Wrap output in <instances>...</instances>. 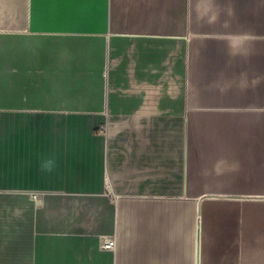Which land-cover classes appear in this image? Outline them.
<instances>
[{
    "label": "crops",
    "instance_id": "crops-1",
    "mask_svg": "<svg viewBox=\"0 0 264 264\" xmlns=\"http://www.w3.org/2000/svg\"><path fill=\"white\" fill-rule=\"evenodd\" d=\"M0 264H264V0H0Z\"/></svg>",
    "mask_w": 264,
    "mask_h": 264
},
{
    "label": "built area",
    "instance_id": "built-area-1",
    "mask_svg": "<svg viewBox=\"0 0 264 264\" xmlns=\"http://www.w3.org/2000/svg\"><path fill=\"white\" fill-rule=\"evenodd\" d=\"M101 131L102 132H106V128L103 126L101 128ZM114 245V241H111V240H105L102 242V247L105 248V249H111Z\"/></svg>",
    "mask_w": 264,
    "mask_h": 264
},
{
    "label": "clouds",
    "instance_id": "clouds-1",
    "mask_svg": "<svg viewBox=\"0 0 264 264\" xmlns=\"http://www.w3.org/2000/svg\"><path fill=\"white\" fill-rule=\"evenodd\" d=\"M52 164H53L52 161H47V162L43 165V167H44L45 169H47L48 171H51V170H52Z\"/></svg>",
    "mask_w": 264,
    "mask_h": 264
}]
</instances>
